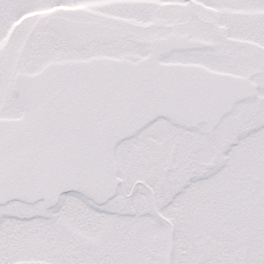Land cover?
<instances>
[{
  "label": "snow or ice",
  "instance_id": "snow-or-ice-1",
  "mask_svg": "<svg viewBox=\"0 0 264 264\" xmlns=\"http://www.w3.org/2000/svg\"><path fill=\"white\" fill-rule=\"evenodd\" d=\"M0 264H264V0H0Z\"/></svg>",
  "mask_w": 264,
  "mask_h": 264
}]
</instances>
